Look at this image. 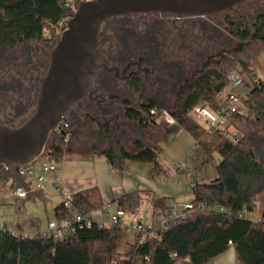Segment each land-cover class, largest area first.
Segmentation results:
<instances>
[{
	"label": "trees",
	"instance_id": "16d2710c",
	"mask_svg": "<svg viewBox=\"0 0 264 264\" xmlns=\"http://www.w3.org/2000/svg\"><path fill=\"white\" fill-rule=\"evenodd\" d=\"M66 3L67 0H0L1 123L18 126L31 116L19 122L13 120L12 114L24 117L28 109L35 106L37 88L31 84L26 87L10 71L15 70L23 77L31 71L38 74L46 71L49 54L35 64L28 47L43 40L46 21L58 26L70 16ZM246 3L254 8L256 0L243 5ZM255 6H258L257 15L252 23L246 14L226 16L227 30L238 45L210 56L202 68L184 81L169 110L176 123L204 149L209 161L213 159V152L221 156L218 178L192 188V203L197 210L158 237L138 234L129 253L123 256L118 252L127 231L122 224L107 228L94 224L60 240L41 236L25 238L22 234L0 229V264H179L186 259L192 264H210L231 246L242 264H264V213L259 221L245 216L246 212L254 210L259 196L264 193V82H253L250 77L254 73L253 63L264 55V5ZM20 49H23V59L17 57ZM236 71L247 74L250 80H244L248 90L246 113L234 114L228 122L227 128L239 135L238 142H233L223 131L208 130L192 119L191 112L203 103L216 107L217 96L228 86V75ZM154 108L163 109L150 102L140 108L127 109L125 118L146 131L157 124V119L150 114ZM72 121L70 117L63 120L61 128L63 123H68L69 128L64 129L66 134L58 130L53 133L60 142L51 143L46 154L75 151L70 146L71 140L76 138L70 131ZM92 122L98 126L101 139H114L110 124L100 123L96 118ZM92 139L88 137L86 141ZM98 140L89 146L95 153L102 149ZM129 141H116L121 143L119 152L112 146L102 149L101 153L112 167L123 170L124 161L133 160L151 164L153 178L166 176L158 161L161 153L158 145L151 146L140 137ZM136 195L121 196L117 209L134 211ZM72 206L68 209L64 201L57 205L56 220L70 219L75 211L90 215L103 209L105 204L99 188L93 187L74 193ZM201 206L206 208L199 209ZM154 207L163 213L171 208L164 199H156Z\"/></svg>",
	"mask_w": 264,
	"mask_h": 264
},
{
	"label": "water",
	"instance_id": "95a60500",
	"mask_svg": "<svg viewBox=\"0 0 264 264\" xmlns=\"http://www.w3.org/2000/svg\"><path fill=\"white\" fill-rule=\"evenodd\" d=\"M250 0H82L49 53L45 74L36 77L37 95L31 116L18 126L0 122V168L16 180L14 169L28 167L45 152L50 136L67 117L79 122L77 107L97 92L102 71L99 34L111 18L128 14H165L176 19L210 17ZM66 134L64 130H61Z\"/></svg>",
	"mask_w": 264,
	"mask_h": 264
},
{
	"label": "crops",
	"instance_id": "0c3cea01",
	"mask_svg": "<svg viewBox=\"0 0 264 264\" xmlns=\"http://www.w3.org/2000/svg\"><path fill=\"white\" fill-rule=\"evenodd\" d=\"M255 76L252 80H261L264 82V79L257 74L256 70H253ZM217 104L222 103L225 100L224 91L217 96ZM118 125H116L115 131L116 134L121 135V139L124 135H127L130 131H136L140 135L139 137L145 140H149L148 135L137 126V124L128 121L125 117L120 119ZM166 125L164 128L163 135L160 134L159 138L156 139L157 144L160 142L161 136H165V134L169 133L172 135L177 134L176 136H180L183 138L182 145H178V156L183 158L184 155L186 157L177 164H174L173 169L175 170V177L179 178V182L182 184L181 186H177L175 193L172 191H168L166 187L162 183L150 182L147 178H145L142 171H140L139 164H142L137 161L133 160H125L123 170H118L112 167L105 155H103L102 149H99L98 153H95L93 147H89L91 145L89 141H82L83 151L74 152H67L65 151L63 154H46V158L44 162L52 163L56 166V170L52 172H48L46 174V181L43 185V189L38 191L34 194H29L27 197L31 198L30 195H46L48 192H57L62 198L61 201L57 204L59 205L61 202L64 201V196L66 195H73L74 193L97 187L101 191L102 195L106 200V204L103 208H110L111 210H115L117 208L118 202L117 200L125 195L130 193H136L135 197V210L138 209L141 211L142 222H154L156 221L163 212L161 209H156L154 207V201L156 199H164L166 201V205L170 206L173 202L178 203H190L194 199L192 188L196 184H208L211 183L209 181H215L218 178V171L217 166L215 170L212 171L210 169L209 176L207 175L206 168L209 162L207 155L204 149L199 145V143L193 138V136L187 132L184 128L176 124H167L163 123L162 121H157L156 125ZM78 125V124H77ZM119 127V131L116 128ZM93 129V136L97 134V139L99 137V128L97 125L92 126ZM121 129V131H120ZM127 129V130H126ZM82 128L77 126V130L74 132L75 137L81 141L83 139L82 136ZM113 130V135L115 133ZM184 134V135H182ZM87 136V135H85ZM182 136V137H181ZM116 137V136H115ZM138 137V138H139ZM75 138V139H76ZM120 139V140H121ZM146 140V142H147ZM99 147L102 144V139L99 138ZM192 148V149H191ZM198 148V149H197ZM201 148V149H199ZM217 153V152H216ZM218 154V153H217ZM219 155V154H218ZM45 156V155H44ZM220 156V155H219ZM221 160L218 159V163ZM191 162H198L202 164L201 168L195 171H191ZM182 163H185V167L181 166ZM41 165H34L36 169V173L41 174ZM131 166V167H130ZM195 168V167H194ZM203 173V174H199ZM16 180L10 179L7 174H2L0 168V229H5L10 232L15 230L13 233L17 234H35L38 232V229H35L32 223L28 219H25L20 215L18 212L17 206L23 205L25 202V198H19L15 194V190L18 186L24 185L26 187H33L36 182V176H19L17 170L14 169ZM194 172V174L192 173ZM217 172V174L215 173ZM172 177V175H171ZM167 178V175H166ZM165 178V179H166ZM162 179V178H159ZM158 179V180H159ZM169 180V179H168ZM199 180V181H198ZM59 182L60 184V192H58L54 187L53 184L55 182ZM167 181V180H165ZM168 182V181H167ZM165 182V183H167ZM5 184L6 186H2ZM189 184L191 187L190 191H183V185ZM7 186H11L13 191H7ZM10 192V193H8ZM174 195V196H173ZM26 197V198H27ZM264 198V193L261 194L255 204V207L259 204L260 200ZM9 206V210L5 208ZM255 209V208H254ZM102 210V209H101ZM99 210L93 211L90 216L96 221H105L108 220L107 216L103 214V212ZM135 210L130 213L129 220L134 219ZM128 212H126L125 220ZM264 213V212H263ZM261 216L254 215L253 212H246L245 216L251 218L254 221H258L261 219ZM127 222V221H126ZM133 222V221H132ZM128 222V223H132ZM13 228V230L10 229ZM17 231V232H16ZM132 231V230H131ZM134 232V231H133ZM135 233V238L133 242L130 239V246L129 249L132 248V245L135 243L138 233ZM128 246V245H127ZM128 251V250H126ZM179 264H192L189 259L182 261ZM210 264H242L235 252L233 246H231L225 253L221 254L220 256L216 257Z\"/></svg>",
	"mask_w": 264,
	"mask_h": 264
},
{
	"label": "flooded vegetation",
	"instance_id": "af4514ba",
	"mask_svg": "<svg viewBox=\"0 0 264 264\" xmlns=\"http://www.w3.org/2000/svg\"><path fill=\"white\" fill-rule=\"evenodd\" d=\"M191 19L165 14H128L111 18L102 25L99 34L102 60L112 70L100 73L97 92L89 94L77 107L79 122L70 117L84 135H94L93 118L104 120L114 128L122 122L119 120L125 117L127 109L135 108L137 99L171 103L170 97L179 92L193 67L191 62L182 64L174 59L176 51L192 35ZM169 57L173 59L167 61ZM33 79L36 81V77H30L29 81ZM32 86L37 88L36 82Z\"/></svg>",
	"mask_w": 264,
	"mask_h": 264
},
{
	"label": "rangeland",
	"instance_id": "374dc122",
	"mask_svg": "<svg viewBox=\"0 0 264 264\" xmlns=\"http://www.w3.org/2000/svg\"><path fill=\"white\" fill-rule=\"evenodd\" d=\"M67 1H75V0H67ZM245 5H246L245 8L236 7L233 10H230V11L225 12V13L213 15L210 17H200V18L191 19L190 25L192 27H190V28H192V30H191L192 35H190V37L186 41V43H183V46L181 47V49L176 51L177 55L174 58L176 60H179L182 64L186 63V62H188V63L191 62L193 65L192 69L189 70V72L185 76L184 80L192 77L193 74L197 70L202 68L204 63L209 59L210 56H214V55L218 54V52H220L221 50H224V49L230 50V49H232L238 45V41L233 39L227 30V24L225 21L226 16L227 15L234 16L235 13L246 14L248 16L249 21L252 23L255 19V16L257 15L256 8H258V6H255V5H260V6L264 5V0H256V3H254V5H253L254 8L251 7L252 5L250 3H246ZM66 22H67V18L63 21V23H60L58 26L51 25V23L49 21H46L44 23L45 30H44L43 40L31 43V44H29V47H28L29 51L31 52L30 55L32 57V61L35 64L39 60H41L43 57H46V53L49 54L50 51L58 43L60 36H61V33L66 26ZM172 33L174 34V32H172ZM184 33H185V31H184ZM16 53H17L18 58L21 57V59H23V54H22L23 49L17 50ZM167 54L170 56V53H167ZM189 57H191V59H192L191 61L188 60ZM171 59H173V58L169 57L167 59V61L171 60ZM47 60H48V64H49V59H47ZM47 67H48V65H47ZM23 68H24V66H23ZM253 69L256 70L257 74L260 75L264 79V55L263 54L260 55L257 58V60L253 63ZM45 72L46 71L41 72V74H38L35 71H31V73L28 74L27 77H23L22 74H19L18 72L16 73L15 70L10 71V73L12 75H14V77L16 79L21 80L26 87H29L33 83L36 82L34 79L32 81H29L30 77H34V78L35 77H41L43 74H45ZM236 72H238L240 75H242L243 79L246 82H248L250 80V77L254 78L253 76H255L254 73L252 74V76L249 77L247 74L241 73V71H236ZM184 80L182 81V83L184 82ZM170 98H172L171 100H169L171 102L170 104L158 102L155 99L152 100V99H145V98L141 99L140 98V99L135 100L136 103H134V106L136 108H140L142 105H147L150 102H154L156 104V106L170 110L172 108L173 103H174L175 96L170 97ZM216 101H217V99H216ZM202 105H208L209 107H212V106H210V104H206V103H203ZM217 105L218 104L216 103V106ZM34 109H35V106L30 107V109H28V111L26 112V114H28V115H24V117H21V118H18L19 116L12 114L13 120L17 119V122H19V121H22V120L28 118L29 115H31L33 113ZM191 117H192V119H194L192 115H191ZM100 123H105V122H104V120H100ZM77 126L78 125L74 121H72L70 131L75 132L77 130ZM133 127H135V132L130 131L129 133H127V135H124L122 137V139H121L120 133L116 134L115 128H112V130L115 131L114 139L110 140V141H105L102 139L103 142L100 145V147L102 149H104V148L107 149L108 147L112 146L116 149L117 152H119V148H121L120 147L121 143L118 144L116 141L125 142L126 139L127 140L129 139L130 140L129 142H132L134 139H136V137L138 138L140 136L138 134V132L136 131L137 130L136 126L133 125ZM165 127H166V125L160 124V125L152 126L144 132L149 137V140H147L145 138V141L147 140L149 145H151V146L158 145L161 148V153L159 155L158 161H159L161 167L165 170L167 178H166V176H163L162 179H159V180H158V178H153L151 175L152 165L149 163L139 164L140 166H138V167H140L139 170L142 171L145 178H147L150 182H156L157 184L160 182L166 187V189L168 191L170 190V191L175 193L177 186H181L182 184L179 182V178H177V177H175V175H173V173H175L173 166H174V164L181 162L186 157V155H184L183 158L177 157L178 156L177 146L182 145V141H183V138H180V136H178V137L176 136L177 134L172 135V134L167 133V134H165V136H161L160 142H159V144H157L156 139L159 138L160 134L163 135ZM116 130L119 131V127L116 128ZM231 130L235 131L234 129H231ZM120 131H121V129H120ZM83 133H85V132H83ZM182 135H184V134H182ZM88 137L97 139V134L95 136H93V135L92 136L91 135L85 136L84 135V137L82 136L81 139H83V140H81V141L78 140L79 138L78 139L73 138L71 140L72 142L70 143L71 148L73 147L74 150L83 151L84 149L81 148L82 141L87 140ZM99 138H100V136L98 137V139ZM49 139L50 140H48L44 154L36 162H34L35 165L42 164V162L45 161L46 152L48 151V148L51 145V143H54V141L56 143L60 142V139L57 136H55V134L54 135L52 134ZM94 139L89 141V143L91 145H92V143H94L96 141V139L95 140ZM199 149H201V148H199ZM212 156H213V159L209 161L210 163H208L207 166H204L206 168L208 176H209L210 169H212V171H214L215 167L218 166V159H220V156L216 152H213ZM201 166H202V164H199L198 162H196V163L191 162V169H192L191 171H195L196 168H197L196 170H198L199 168H201ZM192 173L194 174V172H192ZM215 173L217 174V172H215ZM199 174H203V173H200V171H199ZM171 175H172V177H171ZM165 180H167L168 182ZM212 180L213 179H211V181H209V182H212ZM165 182H167V183H165ZM2 186H6V185L2 184ZM7 189H8L7 191H13V188L11 186H7ZM190 189H191V187L189 186V184L183 185V191H190ZM8 193H10V192H8ZM30 196H31V198H28V197L25 198L26 200H25L23 205L21 204V206L20 205L17 206L18 212L20 213V215L22 217H24L25 219H28L30 221V223L33 224L35 229H38V230L39 229H42V230L46 229L48 226V223L50 221L56 220L55 207L61 201L62 198L55 191L48 192L47 196L43 195V194L42 195H30ZM102 197L104 200V204H106L105 203L106 200H105L103 195H102ZM261 199L262 200H260L259 204L254 209V215L261 216V213L264 212V198L261 197ZM5 208H7V210H9V206H6ZM129 212L127 213L128 216L126 217L125 223L132 222L134 220V219H132V220L128 219L130 216ZM10 229L13 230V228H11V227H10ZM14 231L15 230H13L12 232H14ZM134 238H135V233L133 231L129 230V231L125 232L123 239L120 243V246L118 248V252H119L120 256H123V255L129 253V251L131 250V249H129L130 239H131V242H133ZM126 250H128V251H126Z\"/></svg>",
	"mask_w": 264,
	"mask_h": 264
},
{
	"label": "built area",
	"instance_id": "2783aa9c",
	"mask_svg": "<svg viewBox=\"0 0 264 264\" xmlns=\"http://www.w3.org/2000/svg\"><path fill=\"white\" fill-rule=\"evenodd\" d=\"M82 1V0H81ZM66 8L68 9L70 15L76 11L78 2L67 1ZM253 82L258 80L254 79ZM225 100L218 104L216 107H209L208 105H196L191 115L193 118L204 125L208 130L213 131H223L226 136L233 142H238L239 135L236 131L228 129V122L234 114H245V101L247 99L248 90L244 85L243 76L238 72H233L228 75V86L224 90ZM150 114L157 119V121H162L167 124H176L175 117L171 114L168 109H157L154 108L150 111ZM157 123V122H156ZM69 124L63 123V128L58 129V131L68 129ZM35 164L28 167H19L17 173L19 176H36V182L33 187H26L20 185L16 188L15 194L19 198H26L29 194H34L41 189L46 181V174L56 170V166L49 162H44L41 165L42 173H36L34 168ZM185 163L181 166L185 167ZM53 187L60 192L59 182H55ZM64 205L68 209H72V195L64 196ZM206 207H199V209H205ZM101 210V209H100ZM197 208L190 203H178L173 202L171 208L168 212L163 213L154 222H142V213L140 210L136 209L134 214V220L132 223H125L126 212L121 209H115L114 211L110 208H103L101 211L105 214L108 220L96 221L90 215H83L78 211L74 212V215L70 219L58 221L53 220L48 223L46 229H39L35 234H23L26 237H36L41 236L43 238H55L63 239L66 236L74 233L78 229L91 228L96 224L100 228H107L117 224H122L127 231L132 230L138 234H143L149 238H154L160 236L164 231L168 230L177 221L183 220L194 213ZM259 221V220H258ZM13 233V232H11ZM17 234V233H13ZM232 244V242H229Z\"/></svg>",
	"mask_w": 264,
	"mask_h": 264
}]
</instances>
